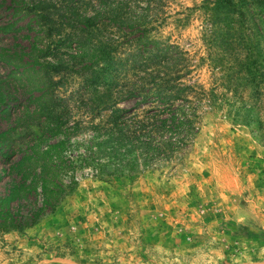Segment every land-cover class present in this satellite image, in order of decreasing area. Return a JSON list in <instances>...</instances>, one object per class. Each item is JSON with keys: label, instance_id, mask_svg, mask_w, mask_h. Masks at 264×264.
I'll use <instances>...</instances> for the list:
<instances>
[{"label": "trees", "instance_id": "1", "mask_svg": "<svg viewBox=\"0 0 264 264\" xmlns=\"http://www.w3.org/2000/svg\"><path fill=\"white\" fill-rule=\"evenodd\" d=\"M162 2L69 0L70 14L58 26L47 0L0 1L5 12L0 39L20 44L0 46V68L7 71L0 75V121L11 123L0 132L1 230L21 232L36 226L79 185L71 176L76 159L66 145L73 115L61 100L71 77L84 80L80 101L91 97L92 113H108L105 131L97 134L101 141L91 154L109 158L101 164V173L109 177L127 171L128 176L142 175L172 162L198 136L204 110L221 108L229 93L237 97L251 90L262 95L264 0L204 4L211 55L202 61L214 66L216 77L222 76L210 88L193 77L197 66L189 54L153 38L136 16L142 5L159 10ZM59 47L75 48L78 56L62 54ZM226 48L235 53L237 66L224 67V59L218 58L216 52ZM233 74L237 79H228ZM131 101L135 107H120ZM19 116H24V125ZM43 140L52 142L41 145ZM26 142L32 144L24 149Z\"/></svg>", "mask_w": 264, "mask_h": 264}, {"label": "rangeland", "instance_id": "2", "mask_svg": "<svg viewBox=\"0 0 264 264\" xmlns=\"http://www.w3.org/2000/svg\"><path fill=\"white\" fill-rule=\"evenodd\" d=\"M47 1L53 19L63 25L69 0ZM206 1L163 0L159 10L145 4L135 13L153 38L189 54L197 66L193 77L210 88L222 76L202 61L211 55L204 33ZM4 16L1 10L0 18ZM1 38L3 48L19 44ZM59 50L78 56L75 48ZM216 54L224 67L238 65L227 48ZM259 60L264 63V49ZM6 72L0 68L1 76ZM232 78L237 79L235 74ZM83 81L71 77L61 97L73 115L66 145L76 159L71 176L79 185L36 226L21 232L0 229V264H264V89L261 96L251 90L237 97L229 93L221 108L204 110L198 136L172 162L142 175L128 176L127 171L109 177L101 173L109 158L91 154L108 113H92L88 95L80 101ZM135 105L131 101L120 107ZM8 128L11 123L0 121V132ZM26 143L24 149L32 144Z\"/></svg>", "mask_w": 264, "mask_h": 264}]
</instances>
